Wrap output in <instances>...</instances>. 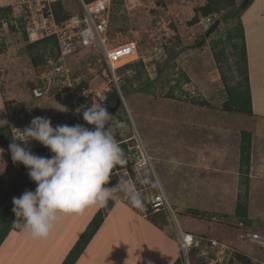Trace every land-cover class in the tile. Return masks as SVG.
<instances>
[{
	"label": "rangeland",
	"instance_id": "rangeland-1",
	"mask_svg": "<svg viewBox=\"0 0 264 264\" xmlns=\"http://www.w3.org/2000/svg\"><path fill=\"white\" fill-rule=\"evenodd\" d=\"M142 1L143 4L139 6H135L132 0L112 1L108 40L115 47L128 41H137L138 56H145L148 60L154 58V62L160 66L161 72L146 90L141 91L140 89L131 93L130 90L133 87L130 88L131 84L127 79L133 73L127 70L126 64L134 62H126V60L133 58L135 51L131 45L111 51V61L117 62L115 64L118 66L116 75L119 77V85L127 82V90H129L123 91L121 89L124 104L120 106L118 115L116 114L114 117L115 122L111 124L114 137L117 141V134H120L121 137H127L134 134L135 130L139 132L148 153L152 157L157 177L167 191L170 202L178 209V215L186 229L184 216L193 217L188 210L196 209L192 207V204L200 205L199 211L206 212L213 217L211 218L208 214L204 216L195 214L198 220L186 217V220H189L187 224L193 225L194 230L199 233L231 242L246 252L249 251V254L245 255L250 259L249 264H264V249L240 239L239 229L234 225L237 217L230 213L232 205L224 204L226 197L224 196L222 203L224 207L207 208L214 202L212 196H205L208 194L206 191L210 189V186H206L202 182L199 185L194 184L193 171L190 168L180 169L172 165V161H170L171 163L166 162V159H170V157H177L185 153L190 154V147L195 145L197 153H201L203 148H220L221 153L225 156L223 159L224 166L232 169L235 167L231 165L234 164L237 154H239L241 139V134L239 136L237 130L240 128L251 129L254 120L245 114L223 110L222 103L225 101L227 93L221 78V69L217 68V64L211 56V45L220 37L224 39L227 31L236 20H224L221 13L217 14L215 20L220 19V24L213 33L206 37L205 34L208 29L205 30L203 24L199 22L194 25L189 24V20L195 14L197 7L204 2L203 0ZM4 2L3 6L11 5L12 0H5ZM64 5L73 13L82 14V6L79 0H66ZM20 28H12L11 24L0 25V53L5 54L6 61L13 60L10 67H5L6 77L10 78L9 80L4 79L7 85L5 91L8 90L9 92L6 91L8 103L13 108L18 103L22 104L23 108L33 106L40 110L43 115L49 117L53 126L62 124L65 118H75L83 125L85 121L82 110L90 107L93 103L102 104L97 92H105L107 96L112 87H115L110 69L101 54L89 49L67 57V63L73 67L75 75L79 76V86L82 82L87 83L81 89L78 86V91L82 88L91 90L87 97L81 96L75 99L73 94L63 91L59 95L54 94L40 105H36L30 91L37 83L42 64L35 66L31 60V54H44L46 49L39 46L30 50L27 47L26 33ZM158 44L163 47L161 54H156L154 50V46ZM223 46H226L228 60L223 63L222 69L230 84H236L241 76L236 69L235 55L227 43H219L217 48ZM197 60L209 65H197L192 68L194 72L189 71V75L194 78V82L191 80L185 82L182 79L179 84H176L173 91L176 97H169L167 93L172 92L170 91L171 87L180 77L179 74L183 71L184 66L190 61L196 65ZM204 70L207 71L204 72ZM143 76L145 77V73ZM202 76L205 83H208L205 90L197 85ZM138 84L140 83L135 82L133 86ZM13 88L16 94L11 93ZM193 99H205L209 104L207 106L195 104ZM61 107L65 110L58 109ZM193 120L197 123L192 122ZM213 124L215 130H210ZM227 128L231 133L226 136L227 133L221 130H227ZM181 142L185 144L184 147ZM205 153H210V151ZM220 157L219 155L218 158ZM165 165H168L167 170L164 168ZM21 167H19L16 176L7 183L4 179L5 183L0 187V218L10 216V220H8L10 222L17 219L12 211L14 206L12 198L14 196L19 197L26 190L21 189L18 185H13L21 173ZM163 174L168 180L167 184ZM197 176L202 179L200 173ZM205 178L208 182V177ZM223 180L232 184L234 177H225ZM35 188L36 184L28 190L34 191ZM204 190L206 191L204 192ZM225 194L230 197L233 195V190ZM213 198L215 200L217 196L213 195ZM259 200L263 206V198ZM162 222L165 223V221ZM261 223L263 224V222ZM166 224H168L167 221ZM258 224L260 223L258 222ZM195 262H197V256L192 254L191 263L194 264ZM241 263L247 264L242 261Z\"/></svg>",
	"mask_w": 264,
	"mask_h": 264
},
{
	"label": "crops",
	"instance_id": "crops-1",
	"mask_svg": "<svg viewBox=\"0 0 264 264\" xmlns=\"http://www.w3.org/2000/svg\"><path fill=\"white\" fill-rule=\"evenodd\" d=\"M4 1L0 0V6L4 5ZM240 1L238 0V2ZM241 20L245 34L253 106V114L249 118L254 120L253 127L247 129L252 133L249 217L254 223H264V205L262 206L259 202L261 201L259 199L262 198V201H264V0H253L241 13ZM211 56H213L212 52ZM12 61L11 59L6 61L5 54L0 53V120H6L11 130L27 127L34 117L45 116L40 110L31 105L23 108V105L18 103L13 108L8 103L6 97L8 90L5 91L7 85L4 79L9 80L10 78L6 77L5 67H10ZM197 65L208 66L209 64H205L200 60L196 61V65L191 61L187 63L183 68V72L189 77V82L190 80L194 82V78L189 75V71ZM206 71L204 70V72ZM198 83L199 88L205 90L208 87V83H205L203 76ZM12 90L11 93L16 94L15 89ZM30 94L37 105L38 101L33 96L32 91H30ZM17 115H22V118L20 122L13 124L14 121L12 120ZM192 122L197 123L195 120ZM234 129L236 130V127ZM210 130H215L214 124ZM242 130H245V128L237 130L239 136ZM221 131H225L226 136L231 133L228 128ZM8 140L11 143V135L8 136ZM181 143L184 147L185 144ZM0 149L3 150L0 152V171H3L0 173V177L2 176L7 183L17 175L19 167H23V165L12 161L9 144L0 145ZM206 151H210V153H205ZM221 152L220 148L213 147L212 149L203 148L201 153H197L195 145H193L190 147V154L185 153L177 157H170V159H166V162L171 163L170 161H172L171 164L180 169L190 168L193 171L194 184L199 185L202 182L204 185L210 186V189L204 190V192L208 193L205 196H212L214 202L208 205L207 208H222L224 204H231L232 211L230 213L234 215L238 191L239 154H237L234 164L231 165L235 166L232 169L224 166L223 159L225 156ZM219 155L220 158H218ZM168 165H165L164 168L166 169ZM198 173L201 174L203 181L197 176ZM230 176L234 177L232 184L227 180H223V178H229ZM163 177L167 184L166 176ZM205 177H208L209 183L206 182ZM18 178L19 176L13 185H16ZM232 190L233 195H230V197L225 194L226 192H232ZM165 192L168 196L166 190ZM213 195L217 196L215 200ZM224 196L226 199H224ZM223 199L225 200L224 204H222ZM192 207L197 210L200 209V205L197 204H192ZM102 209L103 207L97 205L89 207L83 215L64 216L59 220L51 234L43 239L34 238L27 232L12 228L0 245V264H61L86 230L90 221ZM196 215L198 216V214ZM192 216H184L187 229L202 234L194 230L193 225L187 224L189 220H186V217L198 220L195 213H192ZM9 217L6 216L0 218V220H10ZM160 217L156 214L144 216L140 206L134 203L133 200L115 198L112 208L104 214L102 224L74 264H174L179 258L178 245L171 228L166 224V221L163 223ZM246 254H249V251Z\"/></svg>",
	"mask_w": 264,
	"mask_h": 264
},
{
	"label": "built area",
	"instance_id": "built-area-1",
	"mask_svg": "<svg viewBox=\"0 0 264 264\" xmlns=\"http://www.w3.org/2000/svg\"><path fill=\"white\" fill-rule=\"evenodd\" d=\"M66 0H12L13 8L11 19L3 21L2 24H9L24 30L27 43H35L46 38H55L56 46H48L44 52V61L39 70L38 80L31 88L32 94L40 105L50 99L51 96L63 91L70 92L78 99L81 96H88L91 90L82 88L78 91L79 76L75 75L73 67L67 63V57L77 54L83 50H93L101 54L103 60L110 69L116 89H120L119 77L116 75L117 65L111 61V51L120 50L131 45L135 56L126 62L143 61L146 63L145 77L155 79L157 77V64L154 58L148 60L145 56H138V42L128 41L117 47L112 46L108 40L110 30V10L113 0H79L82 6V14L73 13L63 21L56 20L52 4ZM135 6L143 4L142 0H132ZM216 15L202 17L200 24L205 30L215 21ZM160 24V22H158ZM156 54L163 51L162 45L154 46ZM122 91V90H121ZM102 102L107 100L105 92H97ZM116 116V115H115ZM22 115L13 118V124L20 122ZM81 124L75 118H65L62 124ZM134 125V124H133ZM55 127V126H53ZM135 127V125H134ZM22 129L11 130V143L13 135L22 136ZM118 139V138H117ZM17 143L23 142L17 140ZM119 146L122 143L128 145L127 151L123 149L124 163L114 168L108 182L109 187H117L114 194L116 198L131 199L137 203L144 216L151 214H162L171 228L179 250L181 264H192L191 255L197 256L194 264H241L237 258L238 253L247 252L239 246L225 240L211 237L204 234H197L183 225L178 215V209L170 202L162 183L160 182L152 162V157L147 151L142 137L135 130L129 137H122L117 140ZM121 147V146H120ZM28 148L32 151H39L45 148L35 140L28 142ZM214 219V218H213ZM234 225L239 229L240 239L258 245L264 249V223H246L236 219Z\"/></svg>",
	"mask_w": 264,
	"mask_h": 264
},
{
	"label": "clouds",
	"instance_id": "clouds-1",
	"mask_svg": "<svg viewBox=\"0 0 264 264\" xmlns=\"http://www.w3.org/2000/svg\"><path fill=\"white\" fill-rule=\"evenodd\" d=\"M82 116L94 127L79 123L53 127L49 117L37 116L22 130L23 135H13L9 144L12 161L24 165L36 183L34 191L26 189L12 198L17 218L13 224L34 238H47L66 215H83L89 207H104L116 198L117 187L107 185L114 168L124 163V156L111 130L113 116L100 103L84 108ZM5 124L6 120H0V127ZM30 140L48 148L52 155L33 153L28 148Z\"/></svg>",
	"mask_w": 264,
	"mask_h": 264
},
{
	"label": "trees",
	"instance_id": "trees-1",
	"mask_svg": "<svg viewBox=\"0 0 264 264\" xmlns=\"http://www.w3.org/2000/svg\"><path fill=\"white\" fill-rule=\"evenodd\" d=\"M87 2L92 0H85ZM253 0H242L240 3L238 0H204L201 3L194 14V16L189 20L190 25L197 24L200 22V18L203 16L208 15H217L221 13V16L224 20L235 19L236 22L234 25L229 28L226 33L224 39L221 37L218 38L213 42L211 45V49L213 52V56L215 62L217 64V68L221 69L222 75L221 78L223 79L224 86L226 89V99L222 103L223 110L227 112H233L238 114H245V115H252L253 114V106H252V95L250 90V80H249V71H248V62H247V51H246V44H245V34H244V27L241 20V13L252 3ZM52 8L58 22H63L70 14L71 11L65 7L64 2L58 1L52 4ZM13 8L11 5L0 6V25L2 24L3 20L8 21L11 19ZM13 28L14 26L11 25ZM219 43H227L231 46L233 53L236 59V69L239 75L241 76L240 80L236 84H230L228 81V77L223 71V63L227 62L228 57L226 54V46L217 48ZM57 42L55 38L49 37L42 41L27 44V47L32 50L42 46L43 48H47L48 46H56ZM31 60L33 64L38 66L39 64H43L44 61V54L42 53H35L31 54ZM128 67V71L132 72L133 74L128 77L127 81L130 82L131 87L134 88L135 82H145L146 85L141 88V91L146 90L147 87L152 85L155 79L145 78L143 73L146 68V63L143 61H137L134 63L126 64ZM158 74L161 72L160 66H157ZM157 74V75H158ZM179 78H177L176 83L172 85L171 93L168 92L167 95L171 98L176 97L173 94V91L176 87V84H179L182 79L185 82H189V77L185 74V72L181 71L179 74ZM121 83V82H120ZM83 85H87L86 82H82L79 86L80 89ZM121 89L124 91L127 90V82H123L120 84ZM132 89V88H131ZM119 93L116 87H112V89L108 92L107 99L111 97H118ZM104 102H102L103 104ZM193 103L199 104L202 106L208 105L209 102L205 99L198 100L193 99ZM118 115V114H117ZM115 119H113V122ZM128 121V120H127ZM86 122V121H85ZM84 122V123H85ZM30 125V123H29ZM241 139H240V169L238 175V191H237V201L235 205L234 215L239 220H243L246 223H252V220L249 217V194H250V166H251V149H252V133L248 130H242L240 132ZM11 135V129L9 124L0 128V145L5 146L10 144L8 140V136ZM130 135H128L129 137ZM116 137L118 140H122L120 134H117ZM121 148L124 151H127L128 145L126 143H122ZM40 151V150H39ZM35 151L33 153H36ZM24 166V165H23ZM5 174V173H4ZM4 183L2 176L0 177V187ZM115 203V199H110L106 206L103 207L102 210L98 211L93 219L90 221L86 230L82 233L74 247L70 250L66 258L61 264H74L90 239L96 233L100 225L104 220V214L107 213ZM190 213H195L200 216H204L208 214L203 211H199L196 209H189ZM160 217L161 221H166L165 216L162 214H156ZM209 215V214H208ZM210 216V215H209ZM211 218L213 216H210ZM0 245L2 241L5 239L8 232L15 228L19 230L18 227L14 226L13 222L8 220L1 219L0 220ZM244 253H238L237 258L242 262L249 263L250 259L245 256ZM174 264H181V261L178 259ZM201 264V263H200ZM203 264V263H202Z\"/></svg>",
	"mask_w": 264,
	"mask_h": 264
},
{
	"label": "water",
	"instance_id": "water-1",
	"mask_svg": "<svg viewBox=\"0 0 264 264\" xmlns=\"http://www.w3.org/2000/svg\"><path fill=\"white\" fill-rule=\"evenodd\" d=\"M220 24V19H216L211 26L208 28L205 36L208 37L211 33H213L217 27ZM146 85L145 82H142L136 86H134V88H132L130 90V92H137L139 91L142 87H144ZM117 91L119 93L118 97H111L109 99H107L103 104L104 106L107 108L108 112L113 116L112 117V121L111 124L113 122V119L115 117V115L117 114L119 108L121 105L124 104L123 102V93L120 89L117 88ZM84 126L88 127V128H93V125H88L87 122H85L83 124ZM35 154L39 155V156H44V157H50L52 155V153L50 152V150L48 148H43L42 150L36 152ZM17 185L20 186L21 189H30L31 187H33L36 183L33 182L28 174H27V169L25 166H23L21 173L19 175V178L17 180Z\"/></svg>",
	"mask_w": 264,
	"mask_h": 264
},
{
	"label": "bare ground",
	"instance_id": "bare-ground-1",
	"mask_svg": "<svg viewBox=\"0 0 264 264\" xmlns=\"http://www.w3.org/2000/svg\"><path fill=\"white\" fill-rule=\"evenodd\" d=\"M110 56H112V55H110Z\"/></svg>",
	"mask_w": 264,
	"mask_h": 264
},
{
	"label": "flooded vegetation",
	"instance_id": "flooded-vegetation-1",
	"mask_svg": "<svg viewBox=\"0 0 264 264\" xmlns=\"http://www.w3.org/2000/svg\"><path fill=\"white\" fill-rule=\"evenodd\" d=\"M16 185H17V183H16Z\"/></svg>",
	"mask_w": 264,
	"mask_h": 264
}]
</instances>
